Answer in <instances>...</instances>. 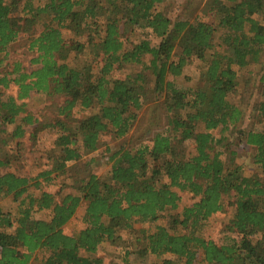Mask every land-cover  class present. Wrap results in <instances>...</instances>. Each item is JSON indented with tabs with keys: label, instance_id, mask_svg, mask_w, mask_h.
<instances>
[{
	"label": "trees",
	"instance_id": "16d2710c",
	"mask_svg": "<svg viewBox=\"0 0 264 264\" xmlns=\"http://www.w3.org/2000/svg\"><path fill=\"white\" fill-rule=\"evenodd\" d=\"M166 1L0 0L3 143H17V152L29 126L32 144L54 135L44 170L0 174V200L11 208L0 206V264H105V246L122 249L125 263L136 251L153 264H264V131L255 129L264 126V0H207L201 15L186 0L191 12L175 20L161 9ZM15 47L30 55L29 67L5 66ZM192 62L202 83L179 88ZM251 66L261 101L247 126L230 97L248 88ZM33 94L49 105L40 117L26 110ZM159 99L166 129L148 143L127 142L144 106ZM111 137L118 145L108 146ZM100 146V158L85 159ZM247 148L250 175L238 164ZM103 161L108 170L98 176ZM10 162L5 155L0 169ZM179 193L194 203L181 206ZM225 208L222 240H206L204 227ZM79 211L84 228L66 234ZM136 225L134 240L123 238Z\"/></svg>",
	"mask_w": 264,
	"mask_h": 264
},
{
	"label": "rangeland",
	"instance_id": "374dc122",
	"mask_svg": "<svg viewBox=\"0 0 264 264\" xmlns=\"http://www.w3.org/2000/svg\"><path fill=\"white\" fill-rule=\"evenodd\" d=\"M194 2H190L191 8L195 15H201V10L204 7L207 0H193ZM186 0H167L162 6L161 9L165 10L167 16L175 20L178 16H185L191 12L190 9H187L183 12L182 7L186 4ZM185 3V4H184ZM183 14V15H182ZM204 19V17H201ZM206 22L210 24H214L216 27V20L213 15L208 16L205 19ZM220 32H217L214 35V42L218 44ZM138 37V34H137ZM137 37L133 38L137 40ZM69 36H66V39H69ZM25 52L22 48L15 47L14 50L11 51L9 59L5 63L7 66L8 62L12 61H23L24 67L28 66V61L30 59V55L25 57ZM262 62H264V55L261 58ZM1 71V70H0ZM253 73L251 79H248V76L242 83L248 82V88L244 87V85H240L239 91L233 94L230 97V101L238 106L245 112V120L244 125L247 126H254L257 123V119L251 117V109L254 105L261 101L260 91L256 90L255 86L258 85L259 79V68L257 66H251L248 70H245L244 73ZM242 78L239 80L241 81ZM202 83L200 78V71L199 66L197 63L192 62L188 66L185 67L183 71V76L178 78L177 86L183 89L193 88L195 86H200ZM253 88V89H252ZM251 89V95H249L248 90ZM15 88L12 87L7 93L9 95H16ZM46 97L43 94H33L32 98L27 100L26 110L31 114L33 117H40V115L44 114V108L48 107V102L46 101ZM159 102H162V99H159L155 103L148 104L144 106L142 112H140L138 116V120L134 126V129L131 131L130 135L127 138V142L133 140L131 144L140 143L141 140H146L148 143L152 138L154 132H163L166 129V123L168 121V116L165 111L160 107ZM34 126L26 127V135L23 138V141L19 144L17 148V152H15L16 144L12 143L5 145L3 143V138L5 139L4 135L0 133V159H2L5 155L9 156L11 162L8 168L0 169V174L6 172H14L19 176H27V175H36L42 169L44 170L49 164V157L51 155V149L53 147V140L54 135L52 133H40L38 135V140L36 144H32L30 141L29 134L32 132ZM255 129L264 131L263 125H256ZM217 136V132L215 133ZM146 138H149L146 139ZM148 140V141H147ZM108 146H116L118 145L113 137L107 142ZM189 147V151L193 153V147L190 144H187ZM14 151L13 153H10ZM104 146H100V149L94 153H87L85 154V159L89 160L90 158H100L103 155ZM18 154V155H17ZM254 154V150L247 148L245 149L238 159V164L242 166L243 172L245 175H250L251 173L255 172V168L250 165V157ZM106 160V159H104ZM103 161L98 167L94 168L95 173L98 176L105 175L106 171L108 170V166L104 164ZM52 192H55L56 188L49 189ZM67 192H71V189H63L61 195H65ZM181 199V206H190L194 203V199L183 194L179 193ZM0 206L3 208L4 211L9 212L10 204L9 200L2 201L0 200ZM232 214V210L230 208H225L224 212L218 213L214 215L204 227L201 235L206 240H212L215 242H219L223 238L222 231L224 227L227 225L230 217ZM84 228L82 223V212L75 216V218L64 227V232L68 235L77 234L80 230ZM140 229L139 225L134 227L133 231L123 232L122 236L125 239H132L135 238L136 231ZM99 256L104 259L105 264H153L156 262V258L152 255L140 254L135 251L132 254V257L128 260L127 263L123 261L124 252L122 249L113 248L110 246L102 247L99 252ZM31 264H39L37 261H32Z\"/></svg>",
	"mask_w": 264,
	"mask_h": 264
}]
</instances>
